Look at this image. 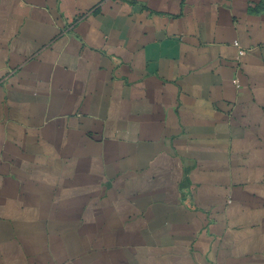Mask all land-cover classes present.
Masks as SVG:
<instances>
[{
    "label": "crops",
    "instance_id": "obj_1",
    "mask_svg": "<svg viewBox=\"0 0 264 264\" xmlns=\"http://www.w3.org/2000/svg\"><path fill=\"white\" fill-rule=\"evenodd\" d=\"M0 264H264V0H0Z\"/></svg>",
    "mask_w": 264,
    "mask_h": 264
}]
</instances>
